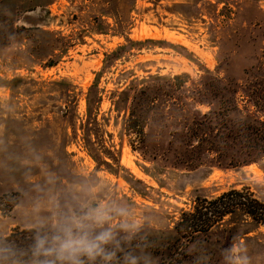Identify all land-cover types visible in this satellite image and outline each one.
Listing matches in <instances>:
<instances>
[{"label":"rangeland","instance_id":"1","mask_svg":"<svg viewBox=\"0 0 264 264\" xmlns=\"http://www.w3.org/2000/svg\"><path fill=\"white\" fill-rule=\"evenodd\" d=\"M151 73L236 90L238 133L264 141V0H0V242L35 227L60 264H264V224L241 211L190 242L177 232L197 198L264 200V158L226 163L225 100L198 114L211 98L177 80L133 148L118 91ZM68 240L98 247L61 254Z\"/></svg>","mask_w":264,"mask_h":264},{"label":"trees","instance_id":"2","mask_svg":"<svg viewBox=\"0 0 264 264\" xmlns=\"http://www.w3.org/2000/svg\"><path fill=\"white\" fill-rule=\"evenodd\" d=\"M174 80H177L178 88H183L189 93L187 98L194 100L196 97L202 98V96L203 98L200 100H208L206 96L211 98L208 101L212 104L211 109L205 113L198 110V114L214 115L218 113L219 110L214 108L215 99L220 95L225 100L222 101L225 104L223 118L226 119L224 123L227 125L225 127L228 128L229 125L230 128L229 132L222 137L224 145L221 148H226V154H223V157L230 158L227 159L228 162L226 163L239 165L243 162L258 161L264 158V141L253 135L255 128L252 124L245 126V129L248 130L246 135H240L238 133L236 126L241 121H234L235 118L231 115V113L237 112L238 109L237 105L235 107V101L231 103L230 98L232 95L235 99L236 90H229L225 86L222 89H218L215 85H203L191 91L187 85L191 77L187 73L174 76L151 73L142 78L134 76L130 84L121 91H118L119 95H123L127 91L130 92L124 130L130 137V144L133 148L137 143L145 141L147 128L150 126L153 117L158 113L157 111L160 110V104L166 103V107L170 109V106L176 103V97L170 91L165 90V84L162 82L168 81L167 86H176V84L171 85L170 83V81ZM208 87H211L210 90H208ZM90 102L91 98L89 97V105ZM179 110L180 116L183 117L186 114V107L180 108ZM241 136L245 137V141L242 144L247 148L246 154L248 156L243 157V160L240 159L239 155L238 157L236 155L231 156L229 153L235 144L241 142ZM215 144L217 143L213 142V145ZM239 211L250 216L256 223L264 224V200L257 197L249 187H244L242 189L232 188L212 198H197L191 210H184L182 212V216L176 223L175 228L180 233L181 238L183 237L186 242H190L197 233L208 232L226 216L233 215ZM38 239L45 241L43 247H38ZM0 262L10 264L27 262L32 264H60L59 254L55 246L49 242L43 229L35 227H16L11 233L6 235L0 242ZM161 264L165 263L162 262Z\"/></svg>","mask_w":264,"mask_h":264},{"label":"clouds","instance_id":"3","mask_svg":"<svg viewBox=\"0 0 264 264\" xmlns=\"http://www.w3.org/2000/svg\"><path fill=\"white\" fill-rule=\"evenodd\" d=\"M99 239L102 240L103 242H107L105 236H101L99 237ZM37 243H38V247H43L45 241L38 239ZM77 245H79V247H77ZM94 247H98V246H89L84 241L68 240V241L63 242L60 245L59 252L61 254H64V253L72 254L76 251L83 250V251H86L89 255H91L94 251Z\"/></svg>","mask_w":264,"mask_h":264}]
</instances>
